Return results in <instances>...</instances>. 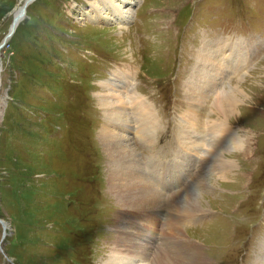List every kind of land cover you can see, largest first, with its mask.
Listing matches in <instances>:
<instances>
[{
    "label": "rangeland",
    "instance_id": "obj_1",
    "mask_svg": "<svg viewBox=\"0 0 264 264\" xmlns=\"http://www.w3.org/2000/svg\"><path fill=\"white\" fill-rule=\"evenodd\" d=\"M93 1L30 0L0 47V264H100L110 251L123 209L108 189L97 96L105 92L99 83L119 71L157 114L150 144L130 133L138 159L177 162L174 171L167 165L175 188L167 195L202 170L203 208L196 210L207 212L178 216L182 236L200 245L205 264H252L260 250L264 256V0H139L123 26L86 19ZM22 2L0 0V41ZM207 38L245 49L217 82L238 83L250 100L228 121L211 113L213 98L199 104L192 123L196 136L206 134L199 151L209 150L212 120L222 119L248 133L247 147L224 155L235 165L217 178L192 151V174L183 179L175 155L185 153L183 85Z\"/></svg>",
    "mask_w": 264,
    "mask_h": 264
},
{
    "label": "bare ground",
    "instance_id": "obj_2",
    "mask_svg": "<svg viewBox=\"0 0 264 264\" xmlns=\"http://www.w3.org/2000/svg\"><path fill=\"white\" fill-rule=\"evenodd\" d=\"M138 1L94 0L90 2L92 12L85 14L86 19L96 24L115 23L123 26L131 20ZM225 49L227 52L224 51ZM244 56L245 49L237 44V41L230 39L226 42H210L208 38L204 39L196 51L195 64L192 66L190 77L183 85L190 105L181 120L183 126L181 135L182 132L186 135H182V141L179 139L181 143L179 150L185 153L175 154L180 155L182 159L177 171L183 179L191 176L192 172L188 167H190L189 160H192V151L197 155L206 135L204 131L200 136H196L193 132L195 127L192 123L197 121L195 114L199 104L205 106L209 97L213 98L211 113L221 114V117L228 121L229 117L239 113L240 105L247 104L250 100L238 87L239 85H236L238 83L229 82L223 87L219 85L221 78L225 76V66L233 69V66L244 60ZM113 76V79L99 83L105 92L97 96V101L104 110V122L101 124L98 137L108 159V189L114 194L112 195L123 210H120L118 219L121 223L113 226L117 229V233L112 243L105 246L110 250L108 251L110 254L105 253L100 264H205L207 259L200 245L183 237L175 220L181 216L191 217L198 213L200 216L206 211V209L196 210L203 208L200 202L203 195L200 190L203 188L199 186L203 178L202 170H199L198 174L195 173L192 181L185 188L175 194L171 192L172 195H167L169 193L166 189H169L174 182L167 165L174 171L173 169L176 168L173 165L177 162L161 164L155 162L159 160H154L149 166V162L143 165L138 159L135 140L132 143L133 139L130 137V133L138 134V137L147 140L150 144L157 124L154 105L134 87L132 88L131 77L126 73L119 71ZM224 119L220 122L212 120L210 135L214 134V137L211 139V144L208 143L209 150H205L203 154L199 151L202 156L200 161L206 165L204 171H211L216 178L230 175L228 172H232L234 168L235 162L228 161L224 155L234 151L233 149L244 150L247 147L248 133L236 131ZM206 127L210 129V125ZM188 130H192V133ZM166 178H168L167 182ZM180 179L181 185L184 180ZM158 187L162 188V191ZM172 189L175 188L171 187L169 192ZM148 216L149 219L146 218ZM162 216L167 221L166 224L158 222L157 219ZM143 219L146 220L144 227L141 226ZM153 228L155 229L152 231ZM148 238L150 240L154 238L155 243L159 242L153 257H150L149 252L153 250L154 242L148 246ZM261 243L264 244V239ZM261 252L263 251L260 250L255 256L252 264H256L255 261L264 264V256Z\"/></svg>",
    "mask_w": 264,
    "mask_h": 264
},
{
    "label": "water",
    "instance_id": "obj_3",
    "mask_svg": "<svg viewBox=\"0 0 264 264\" xmlns=\"http://www.w3.org/2000/svg\"><path fill=\"white\" fill-rule=\"evenodd\" d=\"M28 1H30V0H23V2L20 4V8H19L18 12H17L15 15L13 14V16H12V18H11V21H10V23H9V29H8V31L6 32V34L3 36V38L1 39V41H0V47L5 43V39H6V37H8V36L11 34V32H12V30H13V27L15 26V24H16V22H17V19H18V18L23 14V12H24V6H25V3L28 2ZM4 226H5V224L2 223V228H4ZM3 235H4V231L1 232V236H3Z\"/></svg>",
    "mask_w": 264,
    "mask_h": 264
}]
</instances>
